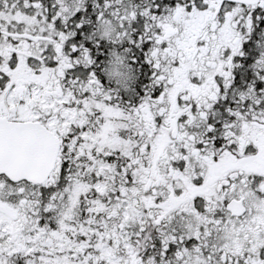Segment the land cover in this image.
Here are the masks:
<instances>
[{
	"label": "snow or ice",
	"instance_id": "6c2138e0",
	"mask_svg": "<svg viewBox=\"0 0 264 264\" xmlns=\"http://www.w3.org/2000/svg\"><path fill=\"white\" fill-rule=\"evenodd\" d=\"M0 264H264V0H0Z\"/></svg>",
	"mask_w": 264,
	"mask_h": 264
}]
</instances>
